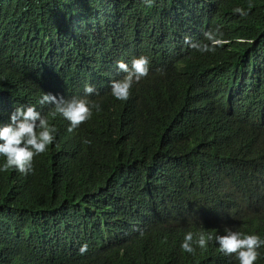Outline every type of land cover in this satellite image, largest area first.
<instances>
[{
	"label": "trees",
	"instance_id": "obj_1",
	"mask_svg": "<svg viewBox=\"0 0 264 264\" xmlns=\"http://www.w3.org/2000/svg\"><path fill=\"white\" fill-rule=\"evenodd\" d=\"M231 1L248 15L229 48L159 65L154 47L219 0H0V126L32 105L57 129L32 174L0 172V264H238L171 243L264 202V0ZM140 40L151 75L138 85L154 101H117L113 60ZM86 84L101 110L71 133L38 103ZM237 229L264 240V217ZM108 236L112 255L95 248Z\"/></svg>",
	"mask_w": 264,
	"mask_h": 264
},
{
	"label": "clouds",
	"instance_id": "obj_2",
	"mask_svg": "<svg viewBox=\"0 0 264 264\" xmlns=\"http://www.w3.org/2000/svg\"><path fill=\"white\" fill-rule=\"evenodd\" d=\"M123 1L133 3L137 0ZM142 2L149 3V0ZM248 7L250 9L253 5L249 4ZM247 15L243 8L237 7V3L231 0H219L217 6L211 3L197 23L179 29L172 38L154 47L153 51L159 54V65L180 49L192 48L204 54L229 48L233 33ZM150 51L145 42L140 40L117 52L113 60L115 71L112 73L117 80L110 85V94L117 101H127L129 98L139 102L154 101L149 90L138 85L142 79L151 75L150 61L147 57ZM84 94L81 98L65 99L43 93L38 103L51 105L50 115L52 117L59 115V120L69 126L68 132L71 133L101 110L100 104L95 102L97 98L95 86L86 84ZM56 131L48 118L35 106L17 107L10 116V123L0 126V156L5 158V162L0 166V172L12 169L21 175L32 174L35 157L43 154L48 146L55 142ZM83 142L91 144L87 139ZM257 214L260 217L258 220ZM263 217L264 202L244 203L234 221H228L229 215L226 210L215 227L199 229L194 233L188 232L184 241L175 242L172 239L171 243L176 253H192L202 261H212L221 256L223 259L233 257L238 264H255L259 256L258 249L264 246V240L257 235H246L253 231L240 232L236 227L238 224H258ZM116 241L114 236H108L106 240L100 239L95 248L101 253L112 255ZM87 249V244L82 245L79 249L80 255H84Z\"/></svg>",
	"mask_w": 264,
	"mask_h": 264
}]
</instances>
